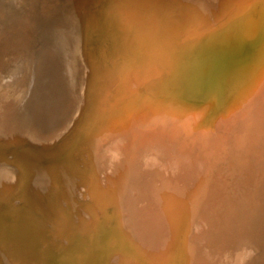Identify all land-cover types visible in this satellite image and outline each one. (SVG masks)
<instances>
[{
	"label": "rangeland",
	"instance_id": "obj_1",
	"mask_svg": "<svg viewBox=\"0 0 264 264\" xmlns=\"http://www.w3.org/2000/svg\"><path fill=\"white\" fill-rule=\"evenodd\" d=\"M87 1L0 0V264H264V0ZM39 22L71 93L46 131L15 118Z\"/></svg>",
	"mask_w": 264,
	"mask_h": 264
},
{
	"label": "bare ground",
	"instance_id": "obj_2",
	"mask_svg": "<svg viewBox=\"0 0 264 264\" xmlns=\"http://www.w3.org/2000/svg\"><path fill=\"white\" fill-rule=\"evenodd\" d=\"M3 1V0H2ZM141 1H144V0H141ZM171 1H173V0H171ZM178 1V0H177ZM176 1V2H177ZM89 3V1H87L86 0V3ZM146 2V1H145ZM153 2V1H152ZM8 3V2H7ZM10 3H13V1H10ZM82 3H85V2H82ZM85 3V4H86ZM88 3H87V5H88ZM141 3V2H140ZM159 3V2H158ZM85 4H83V5H85ZM151 4H153V3H151ZM150 4V5H151ZM157 4V3H156ZM160 4V3H159ZM178 4V3H177ZM91 5V4H90ZM149 5V6H150ZM161 5V4H160ZM157 6V5H156ZM162 6V5H161ZM86 7V6H85ZM152 7H154L155 8V6H152ZM81 8H83V7H81ZM81 8H79V9H81ZM89 8V7H88ZM147 8V7H146ZM145 8V9H146ZM151 8V7H150ZM4 9V8H3ZM86 9H87V7H86ZM85 9V10H86ZM156 9V8H155ZM84 10V11H85ZM256 10V9H255ZM6 11V10H5ZM78 12H80L79 10H77ZM87 11V10H86ZM260 11V10H259ZM76 12V11H75ZM77 12V13H78ZM115 12V11H114ZM148 12V11H147ZM257 12V11H256ZM6 13H7V11H6ZM8 14V13H7ZM7 14H4L3 12H2V10L0 11V17L2 18V17H4V16H6ZM258 14V13H257ZM78 15V14H77ZM80 15V14H79ZM79 15H78V17H79ZM113 15V14H112ZM76 16V15H75ZM172 16V15H171ZM157 17V16H156ZM109 18V17H108ZM171 19V18H170ZM81 20V19H80ZM108 20V19H107ZM77 21V20H76ZM261 21V20H260ZM75 22V21H74ZM72 24V23H71ZM73 26V25H72ZM259 27V26H258ZM1 29V28H0ZM249 29H250V27H249ZM96 30V29H95ZM263 30V29H262ZM37 33H38V36H37V44L35 45V47L33 48V50H32V52H31V55H30V57H28L29 59V61H30V67H29V71H28V73L25 75V77H24V79H23V82H22V85H21V87L18 89V90H21L22 91V100H21V104L19 105V107L17 108V111H16V113H15V118H16V120L19 122V125L20 126H22V127H30L32 130H34V131H46L47 129H49L50 127H52L55 123H57V122H59L60 120H62V118L65 116V114L67 113V111L69 110V103H70V96H71V93H70V90H69V86H68V81H67V75H68V72H67V66H66V64H65V59H66V57H65V55L63 54V46H64V43L62 42V39H61V37H60V34H59V31L57 30V28H56V26H54L53 24H51V23H46V22H39V24L37 25ZM257 34V33H256ZM95 38H96V36H95ZM93 41V40H92ZM196 41V40H195ZM198 42V41H197ZM193 44V43H192ZM24 51V50H23ZM29 51V50H28ZM264 51V50H263ZM262 51V52H263ZM25 52V51H24ZM264 54V52L262 53V54H260L261 56H259V58L257 59V60H259V62H261L262 63V65H264V58H262V55ZM27 59V58H26ZM25 59V60H26ZM134 59V58H133ZM125 61V60H124ZM7 62V61H6ZM145 64H147V63H145ZM154 64V63H153ZM252 64V63H251ZM1 65H4V64H1ZM251 66V65H250ZM249 66V67H250ZM3 67V66H2ZM1 67V68H2ZM156 67H158V66H156ZM155 67V68H156ZM5 68H6V65H5ZM146 69V68H145ZM149 70H150V67L148 68ZM243 70V69H242ZM246 70H247V68H246ZM135 73V72H134ZM247 73V72H246ZM245 73V74H246ZM253 73V72H252ZM249 74V73H248ZM262 74V73H261ZM260 74V75H261ZM259 75V76H260ZM70 76V75H69ZM258 75H256L255 77H257ZM2 77L0 76V79H1ZM259 78V77H258ZM248 79V78H247ZM257 79V78H256ZM260 80H261V78H260ZM243 81V80H242ZM249 81V80H248ZM10 82V81H9ZM105 82V81H104ZM129 83V82H128ZM248 83V82H247ZM251 83H252V80H251ZM250 83V84H251ZM256 83H257V80H256ZM262 83V82H261ZM9 84V83H8ZM249 84V83H248ZM253 84V83H252ZM251 84V85H252ZM254 85V84H253ZM253 85H252V87H253ZM255 85H257V84H255ZM263 85V84H262ZM1 86V85H0ZM243 86V85H242ZM264 86V85H263ZM3 87V86H2ZM261 87V86H260ZM259 87V88H260ZM262 88V87H261ZM251 90L253 89L254 90V88H250ZM9 90V89H8ZM145 90V89H144ZM260 90V89H259ZM262 90H260V92H261ZM136 92V91H135ZM242 92V91H241ZM252 92H254V91H252ZM257 93H258V97H259V92L257 91ZM263 93H264V91H263ZM3 94V93H2ZM8 94V93H7ZM6 94V95H7ZM245 94V93H244ZM261 94V93H260ZM9 96V95H8ZM135 96V95H134ZM144 96V95H143ZM256 96V95H255ZM151 97V96H150ZM139 98V97H138ZM140 98H141V96H140ZM139 98V99H140ZM138 99V100H139ZM152 99V98H151ZM257 99V98H256ZM256 99H254V100H256ZM251 100V99H250ZM253 100V99H252ZM145 101V100H144ZM143 101V102H144ZM169 101V100H168ZM138 102V101H137ZM136 102V103H137ZM150 102V101H149ZM160 102V101H159ZM258 102V101H257ZM125 103V102H124ZM144 103H146V102H144ZM143 103V104H144ZM96 104V103H95ZM127 104V103H126ZM147 104V103H146ZM152 104H155V103H152ZM82 105V104H81ZM81 105H79V106H81ZM131 105V104H130ZM137 105V104H136ZM145 105V104H144ZM169 105V104H168ZM139 106V105H138ZM141 106V105H140ZM151 106V105H150ZM150 106L148 105V108H150ZM153 106V105H152ZM152 106H151V108H152ZM163 106V105H162ZM82 107V106H81ZM91 107H93V106H91ZM134 107V106H133ZM132 107V108H133ZM232 107V106H231ZM76 108V107H75ZM75 108H74V110H75ZM150 108V109H151ZM155 108V107H154ZM187 108V107H186ZM125 109V108H124ZM136 110H137V107L135 108ZM134 109V110H135ZM142 109V108H141ZM145 109V108H144ZM98 110V109H97ZM143 110V109H142ZM146 110V113H148L147 112V109H145ZM188 110V109H187ZM81 111V110H80ZM148 111H149V109H148ZM150 112H152V111H150ZM150 112H149V114H150ZM181 112V111H180ZM89 113V112H88ZM136 113V112H135ZM99 114V113H98ZM97 114V115H98ZM70 115V114H69ZM126 115V114H125ZM152 115V114H151ZM178 115V114H177ZM180 115V114H179ZM178 115V116H179ZM186 115V114H185ZM76 116V115H75ZM77 116H78V114H77ZM132 116V115H131ZM145 116V115H144ZM146 116H148L147 114H146ZM184 116V115H183ZM97 117V116H96ZM167 117V116H166ZM168 117H170L169 119H173V118H171V116H168ZM167 117V118H168ZM176 117V116H175ZM181 117H182V115H181ZM125 118V117H124ZM145 118H147V117H145ZM177 118H179V117H177ZM184 118H185V116H184ZM127 119V118H126ZM142 119V118H141ZM144 119V118H143ZM176 119V118H175ZM75 120H76V118H75ZM130 120V119H129ZM185 120V119H184ZM190 120V119H189ZM103 121H104V119H103ZM105 121H107V119L105 120ZM109 121V120H108ZM107 121V122H108ZM186 121V120H185ZM92 122H94V121H92ZM123 122H124V120H123ZM153 122V121H152ZM166 122H168V121H166ZM171 122V121H170ZM184 122V121H183ZM95 123V122H94ZM96 123H97V121H96ZM110 123V122H109ZM113 123H114V121H113ZM149 123V122H148ZM154 123V122H153ZM173 123H174V121H173ZM180 124L182 123V122H179ZM178 123V124H179ZM236 123V122H235ZM98 124H100V123H98ZM102 124V123H101ZM103 124H105L104 122H103ZM155 124V123H154ZM153 124V125H154ZM163 124V123H162ZM179 124V125H180ZM224 124V123H223ZM111 125V124H110ZM114 125V124H113ZM113 125H111V126H113ZM116 125H117V123H116ZM119 125V124H118ZM140 125V124H139ZM153 125H152V127H153ZM156 125V124H155ZM168 125V124H167ZM166 125V126H167ZM100 126V125H99ZM164 125H162V127H163ZM92 127V126H91ZM103 127V126H102ZM109 127V126H108ZM141 127V126H140ZM140 127H139V130H140ZM144 127H146V125L144 126ZM111 128V127H110ZM113 128H114V126H113ZM132 128V127H131ZM147 128V127H146ZM167 129H168V127H166ZM180 128V127H179ZM94 129V128H93ZM97 129V128H96ZM141 129H142V127H141ZM64 130V129H63ZM88 130V129H87ZM98 130H100V127H99V129ZM137 130H138V128H137ZM177 131H179V130H177ZM199 131V130H198ZM66 132V131H65ZM97 132V131H96ZM125 132V131H124ZM202 132V131H201ZM62 133V132H61ZM106 133V132H105ZM59 134V133H58ZM98 134V133H97ZM100 134V133H99ZM98 134V135H99ZM103 134V133H102ZM118 134V133H117ZM180 135H181V131H180V133H179ZM207 134V133H206ZM212 134H213V131H212ZM101 135V134H100ZM114 135V134H113ZM133 135H134V133H133ZM147 135V134H146ZM96 136V135H95ZM115 136V135H114ZM148 136V135H147ZM157 136V135H156ZM203 136V135H202ZM94 137V136H93ZM106 137V136H105ZM122 137V136H121ZM139 137V136H138ZM140 137H142L141 135H140ZM180 137V136H179ZM200 137V136H199ZM207 137V136H206ZM206 137H204V138H206ZM96 138H97V136H96ZM100 138V137H99ZM98 138V139H99ZM103 138V137H102ZM134 138V137H133ZM176 138H178V137H176ZM214 138V137H213ZM105 139V138H104ZM116 139V138H115ZM122 139V138H121ZM141 139V138H140ZM140 139L138 138V140L140 141ZM148 139V138H147ZM208 139V138H207ZM108 140H109V138H108ZM128 140V139H127ZM134 140V139H133ZM165 140V139H164ZM93 141V140H92ZM97 141H99V140H97ZM101 141V140H100ZM99 141V142H100ZM102 141H103V139H102ZM101 141V142H102ZM153 141V140H152ZM162 141V140H161ZM204 141H205V139H204ZM211 141V140H210ZM209 141V142H210ZM104 142V141H103ZM102 142V143H103ZM107 142V141H106ZM123 142V141H122ZM137 142V141H136ZM148 142V141H147ZM138 143V142H137ZM183 143V142H182ZM203 143V142H202ZM97 144V143H96ZM95 144V147L98 145H96ZM106 144V143H105ZM139 144V143H138ZM205 144V143H204ZM107 145V144H106ZM251 145H253V144H251ZM118 146V145H117ZM124 146H126V144L124 145ZM128 146V145H127ZM126 146V147H127ZM144 146V145H143ZM149 146V145H148ZM80 147V146H79ZM100 147H101V144H100ZM99 147V148H100ZM102 147H103V144H102ZM253 147V146H252ZM74 148V147H73ZM98 148V149H99ZM105 148H106V146H105ZM114 148H115V146H114ZM113 148V149H114ZM117 148V147H116ZM146 148V147H145ZM151 148V147H150ZM157 148V147H156ZM77 149H79V148H77ZM133 149V148H132ZM141 149V148H140ZM153 150V149H152ZM155 150V149H154ZM250 150V149H249ZM81 151V150H80ZM85 151V150H84ZM95 151H96V149H95ZM94 151V152H95ZM150 151H151V149H150ZM54 152V151H53ZM99 152V151H98ZM149 152V151H148ZM162 152V151H161ZM254 153H255V151H253ZM252 152V153H253ZM2 153V152H1ZM0 153V154H1ZM32 153V151H31V148H30V146L29 147H25V148H23L20 152H19V154H18V156L16 157V159H20V160H23V161H27V162H29L30 161V154ZM51 153V152H50ZM86 153V152H85ZM88 153V152H87ZM92 153H93V151H92ZM97 153V152H96ZM107 153V152H106ZM109 153V152H108ZM114 153V152H113ZM3 154V153H2ZM1 154V155H2ZM4 154H6V153H4ZM59 154V153H58ZM99 154H100V152H99ZM157 154V153H156ZM162 154V153H161ZM7 155V154H6ZM52 155H53V153H52ZM86 155V154H85ZM84 155V156H85ZM91 155V154H90ZM108 155V154H107ZM254 154H252V156H253ZM2 156H4V155H2ZM8 156V155H7ZM115 156V155H114ZM114 156H111V157H114ZM147 156V155H146ZM167 156V155H166ZM249 156H250V154H249ZM98 157H100L99 155H98ZM117 157V156H116ZM1 158V157H0ZM58 158V157H57ZM117 158H119V157H117ZM250 158L251 157H249V160H250ZM80 159H82L81 157H80ZM109 159H110V157H109ZM116 159V158H115ZM179 159V158H178ZM104 160V159H103ZM106 160V159H105ZM112 160V158L110 159V161ZM248 160V159H247ZM257 160H259V159H257ZM57 161V160H56ZM117 161H119V160H117ZM127 161V160H126ZM157 161H159V160H157ZM246 161V160H245ZM14 164H16V165H18V163H15L14 161H12ZM55 162V161H54ZM80 162V161H79ZM100 162V161H99ZM128 162V161H127ZM129 162H131V161H129ZM116 163V162H115ZM120 163V162H119ZM179 163H180V161H179ZM254 163H255V161H254ZM258 163V162H257ZM20 164V163H19ZM99 164H101V163H99ZM133 164V163H132ZM162 164V163H161ZM37 165V164H36ZM119 165V164H118ZM131 165V164H130ZM163 165V164H162ZM245 165V164H244ZM27 166V165H26ZM42 166H43V163H42ZM50 166V165H49ZM103 165H101V167H102ZM246 167H247V164L245 165ZM20 167V166H19ZM39 167H41L40 165H39ZM45 167V166H44ZM43 167V168H44ZM83 167V166H82ZM114 167V166H113ZM133 167V166H132ZM163 167H165V166H163ZM254 167V166H253ZM103 168V167H102ZM110 168V167H109ZM251 168V167H250ZM107 169V168H106ZM247 169H248V167H247ZM50 170V169H49ZM55 170V169H54ZM104 170V169H103ZM250 170V169H249ZM33 171V170H32ZM241 171H242V169H241ZM34 173H35V171H33ZM244 172L246 173V171L244 170ZM104 173V172H103ZM102 173V174H103ZM32 174V173H31ZM40 175V174H39ZM38 175V176H39ZM90 175V174H89ZM226 175V174H225ZM252 175V174H251ZM44 176V175H43ZM85 176H87V175H85ZM107 176V175H106ZM204 176H205V174H204ZM253 176V175H252ZM102 177V176H101ZM206 177H207V175H206ZM209 178V177H208ZM211 178V177H210ZM213 178V177H212ZM223 178H225V176L223 177ZM222 178V179H223ZM32 179V178H31ZM204 179H206V178H204ZM100 180V179H99ZM209 180V179H208ZM211 180V179H210ZM209 180V181H210ZM214 180V179H213ZM231 180V179H230ZM245 180V179H244ZM249 180V179H248ZM35 181V180H34ZM95 181V180H94ZM103 181V180H102ZM204 181V180H203ZM203 181H201L202 183H203ZM206 181V180H205ZM228 181V180H227ZM87 182V181H86ZM211 182V181H210ZM216 182H218L217 180H216ZM215 181H214V183H216ZM224 182V181H223ZM249 182V181H248ZM212 184V185H215L216 186V184ZM250 183V182H249ZM205 184V183H204ZM207 184V183H206ZM222 184V183H221ZM226 184V183H225ZM233 184V183H232ZM202 185V184H201ZM211 185V184H210ZM228 185H230V183L228 184ZM227 185V186H228ZM240 186L242 185V184H239ZM238 185V186H239ZM224 186V185H223ZM231 186V185H230ZM229 186V187H230ZM236 186H237V184H236ZM239 186V187H240ZM243 186V185H242ZM205 187H206V185H205ZM219 187V186H218ZM231 187H233V186H231ZM230 187V188H231ZM8 188V187H7ZM215 188V190L217 189H219V188H216V187H214ZM235 188H237V187H235ZM92 189H93V187H92ZM98 189V188H97ZM209 189H211V188H209ZM209 189L207 190L208 192H212L211 190L209 191ZM233 190H234V188H232ZM231 189V190H232ZM240 189V188H239ZM91 190V189H90ZM200 190V189H199ZM203 190H205V189H203ZM216 190V191H217ZM230 190V189H229ZM230 190V191H231ZM216 191H214V192H216ZM22 192H25V189H22ZM36 192V191H35ZM226 192V191H225ZM224 192V193H225ZM227 192H228V189H227ZM234 192V191H233ZM235 192H236V190H235ZM234 192V193H235ZM220 193V192H219ZM16 194H17V192H16ZM18 194H19V192H18ZM17 194V195H18ZM26 194V193H25ZM32 194V193H31ZM209 194H211V193H209ZM213 194V193H212ZM227 194V193H226ZM236 194V193H235ZM91 195V194H90ZM199 195H200V193H199ZM202 195H205V194H202ZM208 195V194H207ZM216 195V194H215ZM215 195H210V198H211V196H215ZM219 195V194H218ZM231 195V194H230ZM231 196H233V195H231ZM216 197V196H215ZM234 197V196H233ZM232 197V198H233ZM16 198V197H15ZM200 198L201 197H199V200H200ZM202 198H203V196H202ZM207 198H209L208 196H207ZM209 198V199H210ZM213 198V197H212ZM221 198V197H220ZM223 198H225L224 196H223ZM239 198V197H238ZM109 199V198H108ZM195 199H196V196H195ZM204 199H206L205 197H204ZM203 199V200H204ZM209 199H207V200H209ZM218 198L216 197V200H217ZM230 199V198H229ZM211 200V199H210ZM216 200H213V201H216ZM7 201V200H6ZM104 201V200H103ZM218 201V200H217ZM224 201V203H227V202H225V200H223L222 199V201L221 202H223ZM228 202H230L229 200H227ZM199 202V201H198ZM204 202H205V200H204ZM195 203H197V201L195 202ZM202 204H204L203 202H201ZM216 204V203H215ZM221 204V203H220ZM228 204V203H227ZM198 205V204H197ZM205 205V204H204ZM224 205V204H223ZM2 206V205H1ZM81 206V205H80ZM79 206V207H80ZM175 206V205H174ZM82 207V206H81ZM115 207H116V205H115ZM194 207V206H193ZM199 207V206H198ZM198 207H197V209H198ZM225 207V206H224ZM227 207H228V205H227ZM181 208V207H180ZM76 209V208H75ZM218 209H221V208H219L218 207ZM223 209V208H222ZM229 209V208H228ZM225 210V209H224ZM232 210V209H231ZM230 209H229V211H231ZM175 211V210H174ZM213 211V210H212ZM216 211H217V209H216ZM111 212V211H110ZM195 212V211H194ZM196 212H198V210H196ZM221 212V211H220ZM224 212V211H223ZM0 213H1V211H0ZM233 213H234V211H233ZM60 211L58 210V207L56 206V205H54V206H51L50 207V209H49V218H50V220H51V222L52 221H57V220H59V216H60ZM83 214V211H82V213L80 214V212H79V215H80V217H82L81 215ZM176 214V213H175ZM174 214V215H175ZM192 214V213H191ZM190 214V215H191ZM199 213H197V215H198ZM228 214H230V213H228ZM227 214V215H228ZM77 215H78V213H77ZM78 215V216H79ZM88 215V214H87ZM115 215H117V213L115 214ZM226 215V216H227ZM232 215V214H231ZM86 216V215H85ZM84 216V217H85ZM199 216V215H198ZM2 217H4L3 215H2ZM77 217V216H76ZM84 217H82V220H83V218ZM87 217V216H86ZM118 217V216H117ZM176 217V216H175ZM195 217H196V215H195ZM79 218V217H78ZM92 218V217H91ZM191 218V217H190ZM194 218V217H193ZM221 218V217H220ZM235 218V217H234ZM4 219V218H3ZM93 219V218H92ZM172 219H174V218H172ZM86 220V219H85ZM88 220V219H87ZM86 220V221H87ZM111 220V219H110ZM117 220H118V218H117ZM81 221V220H80ZM79 221V222H80ZM108 221V220H107ZM173 221V220H172ZM175 221V220H174ZM178 221V220H177ZM181 221V220H180ZM220 221V220H219ZM0 222H3V221H0ZM60 222H62V221H60ZM186 222H187V220H186ZM190 222H192V221H190ZM189 222V223H190ZM200 222V221H199ZM6 223V222H5ZM64 223H66L65 221H63L62 222V227H64L62 230H61V228H60V230L59 231H61L62 232V235L65 233L64 231H65V228H66V225L64 224ZM111 223V222H110ZM117 223H121V222H117ZM174 223H177V222H174ZM79 224V223H78ZM59 225V224H58ZM68 225V224H67ZM189 225V224H188ZM193 225V224H192ZM70 226V225H69ZM115 226V225H114ZM124 226V224H122V226H121V228ZM117 227V226H116ZM124 227H126V225L124 226ZM191 227V226H190ZM189 227V228H190ZM119 228V227H118ZM175 228H176V226H175ZM174 228V229H175ZM64 230V231H63ZM125 230V229H124ZM128 230V229H127ZM69 232V231H68ZM128 232V231H127ZM2 233V232H1ZM60 232H58V234H59ZM129 233V232H128ZM171 233V232H170ZM123 234H124V231H123ZM178 234V233H177ZM188 234V233H187ZM217 234V233H216ZM216 234H215V237H216ZM129 235V234H128ZM181 235V234H180ZM173 236V235H172ZM64 237H65V235H64ZM130 237V236H129ZM219 237V236H218ZM218 237H217V239H218ZM122 238V237H121ZM176 238V237H175ZM134 239H136V238H134ZM183 239V238H182ZM216 239V240H217ZM124 240V239H123ZM212 240H215V239H213L212 238ZM221 240V239H220ZM137 241V240H136ZM186 241V240H185ZM100 242V241H99ZM183 242V241H182ZM222 242V241H221ZM121 243V242H120ZM123 243V242H122ZM176 243V242H175ZM184 243V242H183ZM211 243V242H210ZM213 243V242H212ZM216 243V242H215ZM218 243V242H217ZM180 244V243H179ZM106 245V244H105ZM216 246H217V244H215ZM216 246H215V248H216ZM139 247V246H138ZM173 247V246H172ZM212 247H214V246H212ZM99 248V247H98ZM140 248V247H139ZM141 249V248H140ZM152 249V248H151ZM217 249V248H216ZM148 250V249H147ZM150 250V249H149ZM172 250H173V248H172ZM102 251V250H101ZM151 252V251H150ZM162 255V254H161ZM171 255V254H170ZM152 259V258H151ZM154 260V259H153ZM152 260V261H153ZM147 262V261H146ZM151 262V261H150ZM178 263V262H177ZM147 264H149V263H147Z\"/></svg>",
	"mask_w": 264,
	"mask_h": 264
}]
</instances>
